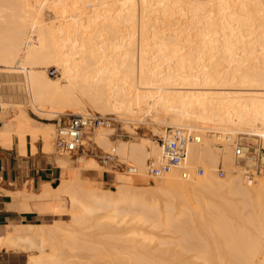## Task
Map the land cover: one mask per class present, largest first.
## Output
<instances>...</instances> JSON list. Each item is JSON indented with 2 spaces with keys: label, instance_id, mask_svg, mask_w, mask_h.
Returning a JSON list of instances; mask_svg holds the SVG:
<instances>
[{
  "label": "bare ground",
  "instance_id": "obj_1",
  "mask_svg": "<svg viewBox=\"0 0 264 264\" xmlns=\"http://www.w3.org/2000/svg\"><path fill=\"white\" fill-rule=\"evenodd\" d=\"M52 1L53 4L50 2V0H36L35 2L31 1L30 3H28L26 0H21L20 3L22 5L20 4L16 9H13L10 6H0V25L2 23H6V18L8 19L7 14L16 13V16L20 18V20L17 22L18 26L15 25V23L12 25L16 26V29L13 27L14 31L16 30V36L14 34L13 36L19 39L18 40L15 38L16 41L14 40L15 44L18 42V45L13 47L14 49L11 47L13 50H8L10 52H8L6 49L5 52L8 53H5L3 58L5 59L3 62L5 61L7 63L6 65L8 68L6 69L11 70L9 73L6 71V73H8L7 76L10 79L11 77H14L15 80V77H17L18 83L16 84L14 82V85H8L7 87L10 91L5 94H8L9 97H15V100L19 104L25 102L27 103L28 101L31 102V104H29H33V106L36 107V109H38L40 112L42 109L38 106L45 107L48 105V107L59 108L55 105L61 103H67L71 105L77 104L80 102L82 93L84 94L83 96L86 94V97L91 105L100 110L101 113L103 112L104 115H111L113 111L117 112L120 109H126V113L128 111L137 113L140 112V110L141 112L142 110H146V112L150 111L149 113L155 111V115L159 114L155 116L156 118L160 116L162 111H165L167 114L166 118L161 121L168 125L170 124L171 127H189L203 132L204 142L191 144L189 147L188 157L185 163V170H188L190 167V172L193 168L195 171L197 164H201L203 161H212L214 156L218 153L222 155L226 164L229 167H232L231 169H228L225 166L228 171V177L222 182L217 180L218 178L215 174L216 167L206 163L204 165L205 169H207L206 175L195 180L196 182L192 181V186L194 188L190 184H187V182H184V177V180H182L183 178H181V171H184L183 169L173 168L161 179L163 184L160 185L161 187L163 186V188L168 190L166 192L172 191L177 193V195H180L178 196L180 198H183L182 193L190 194L191 196V193L196 192L194 195H196L198 199L200 198V200L196 198L195 199L196 202L197 200L199 201L200 204L198 202L197 203L200 206L201 204L204 206L202 212L200 209V212L203 214L202 216H200V212L194 211L195 213H191V209L189 212L187 210L188 207L187 209H183L181 206L183 210L186 209L184 211L185 215H182L183 217H186V219L183 218L185 219L184 221L186 224H190V222L192 224V221H189L188 219H195V221L201 220L202 222L201 218H205L206 221H203H205L204 223L206 224V222H209V220L212 218L214 220H210L209 223L213 225L215 222V225H213L217 227L215 231L211 229L212 225L210 224L208 225H210L209 227L212 231L209 228H207V230L204 229V227H202L203 225L201 226L203 229L200 227L201 230H199V228H196V226H200L197 225L199 222L197 223L194 221V223H197L196 226L194 225L195 229H198L199 231H193L195 230L194 228L191 230V224L187 226V228L190 226L189 230H187V228L185 229V226L184 230L180 229L183 226L180 227L179 229L181 231L177 229V232L182 233L177 241L173 242L174 238L170 235L173 238V243H178L179 241L178 247H180V251H178L179 249L177 251L172 249V251L177 253L174 252L175 254L171 256L172 254L167 255L165 252H161L155 247L149 248L146 244L145 246L143 241L141 243L140 239H138L140 241L135 242L136 239H132L131 237L127 238L126 235L131 233L130 230H122L123 228L127 227L129 229L130 226L126 222L127 226L124 224L125 227L118 225H115L114 227V229L118 231L122 230V232L118 233V236L121 237L119 239L121 242L120 244L119 242L117 243L115 254L112 253L114 250H111V253L109 252L110 254H106L104 252L107 256L105 255L104 257L103 255L102 257H98L96 259H92L94 256L86 257V255L82 258L83 264H264V175L262 176L263 179L261 178L256 186H245L246 182L241 177V172H239L240 170H237L239 172H237V174H235L233 170L234 168H237V166L233 156L234 152L232 153L233 150H231L232 146H230L229 143L224 142L223 146H225V148H220L221 150L218 151L219 148H217L214 143H212L214 136L213 134L209 133L216 132L217 134L221 135L222 132H225L227 133V136L233 133H243L246 135L259 136L262 140H264V0H210V6L208 4L209 7H205L206 9H209L202 14H200L202 8L204 7L203 3H201L202 0H200V2H198V0H144V3L146 1L147 4L150 5L151 12L156 11L157 14L160 13L161 16L162 14H169V12L174 13V11L177 9L181 11V4L185 2L188 3L185 4V6H189V8H187L188 11L190 10L192 12H190L191 16L196 19L194 20V22H196L195 24L198 26H196V28H198L196 34L200 36V39L197 41L195 38V41L193 38L194 41L187 42L184 38L186 35L183 36V32L179 30V27V29L176 31L174 28L167 26L169 24H166L167 27H170V29L174 30L172 33H170L165 31L166 29L168 30V28L164 29V27L161 26V21H159L157 22V25L161 23L159 28L157 27L155 29L153 27L154 29H151H153L152 31L154 33L155 39H158L156 40V48L154 49L159 53L160 59L157 57V59H154L153 57L149 56V53L153 49V43H151V51L145 50L144 56L140 57L138 60L134 53H131L130 55L123 52L115 54L114 50H117L118 52L120 51L119 46L123 45L122 39H124V37L117 36L116 38L119 39V41L115 42L113 38L111 39L104 36L105 32L106 34L110 35V32L112 31L109 29L113 28L114 26L108 29L106 28L107 30L105 29V32L103 30L104 28H100L102 31L100 30V32L96 33V36H87L91 34V32L88 33L87 30V27H89L91 23L89 25L82 24L84 22L80 19V15L74 12L80 9L78 8V3L80 0ZM195 1L196 5L194 4ZM49 2L53 6L48 4ZM192 2L193 5H191ZM47 4L48 6L54 8V13L52 12L54 17L51 18L52 22L49 23L38 19L42 17L40 14L45 12V7L48 9ZM119 9L122 10V8ZM121 10L116 13L115 18L126 20L127 13L123 16L124 12H121ZM182 10H184V8ZM203 10L205 9L203 8ZM132 11L133 9L130 12L133 13ZM106 16L103 20H110H107ZM131 16L133 17V15ZM93 18L90 19H101V14H98L96 18ZM100 19L99 21H101ZM147 21L149 22V20ZM194 22L192 21V24ZM147 23L144 25L145 30H150L149 27L155 26V24L148 26L149 23ZM6 26L7 24L5 25L4 29H6ZM160 27H163V31H161L162 29ZM1 28H3V26ZM17 28L21 32H18ZM194 28L195 25L191 28L188 27L189 30H193ZM89 30H91V28H89ZM108 30L110 31L109 33L107 32ZM35 32L36 35L33 36V33ZM113 33L115 35V32ZM167 33H170L171 35ZM191 33L193 35L195 34L192 31ZM18 35H21V37L19 36V38ZM96 38L97 40L100 38L99 42H101V45L108 44V48H102V50H100L102 51L100 55H96L98 53L94 55V50H92L93 45L97 42L95 41ZM147 38L148 37H146V40ZM187 38L186 40H188ZM14 43L10 42L11 46H13L12 44ZM146 45L148 46L150 43ZM8 47H10V45ZM142 47H144V44ZM147 48L149 49V47ZM161 52H164V54ZM136 61L141 64V66L139 65V67H141L140 71L137 70ZM50 63L59 68L62 73V77L53 79L47 75L46 68ZM4 76L6 75L4 74ZM2 77H0V82H2L4 79ZM10 79L6 77V80L4 79L3 82ZM232 86L240 87L235 88ZM128 87L131 89H128ZM34 89L36 91L35 97L33 95ZM142 89L148 90L147 93ZM4 91L7 92V89ZM2 96L5 95L2 94ZM81 100L83 99L81 98ZM0 101L3 105V111L0 115L5 119L7 118L8 101L11 100L2 98ZM79 106H83V104H79ZM49 112H52V110ZM52 113L56 112L54 111ZM18 115V119L16 118L7 120L4 123L5 131L0 135V140H3L6 145H10L12 137L11 133L13 131L18 133L20 137H18L20 139L19 141L22 142L23 139H25L27 133H30V136L32 135L31 138L33 141L37 138L36 129L39 130V128H41L40 126L35 125L37 122H34L35 124L32 123L33 121H30L28 119L29 117H26L27 114L24 112ZM132 115L130 116L132 117ZM130 116L128 118H130ZM50 125L53 124H49L47 126ZM96 134L97 135H95V139L99 142L100 140L106 139L108 136L106 130L103 128L100 129ZM50 136L51 133L44 137L46 143L44 140H42L43 143H45L47 149H50ZM33 137L36 138L34 139ZM214 140L217 141L216 139ZM104 142L105 141L103 140V143ZM4 143L3 145L5 146ZM19 144L23 145L25 142ZM137 144L139 143H135V145ZM131 145L132 144H130L128 148H134L137 157H139H136L137 159H135L136 164L138 165V173L144 176V174L147 172V163L144 160L145 157L148 155L152 156V154H154L155 157L158 156L160 154V148L157 146V143L156 145L152 143L150 144L151 151L149 152L146 147H142L143 145L141 142L139 146L137 145V148H135L134 145ZM22 147H20L21 149L19 148V150H22L21 153L24 152ZM145 154L147 155L144 156ZM58 163L59 165H65L64 161H59ZM245 163L253 164L254 161L247 160ZM189 183L191 182L189 181ZM78 184V181L68 182L65 186V189L62 190L63 192L58 191L60 186H57V188H51L49 185H46L36 196H22L23 198L20 200V207L24 211H29L30 209L37 208L39 205L45 203L47 204L48 201L49 203H51L50 201H53L56 207L61 203L62 205H65L64 203H67L66 201H68V197L65 195H70L74 189L77 190L76 186ZM188 185L191 187V193L189 191ZM156 186L157 184H155V186L153 185V187ZM197 186H199L200 190L204 189V193L197 191L199 190ZM159 187L160 186L158 185L157 189ZM225 187L227 189H225ZM211 188L214 189L211 190ZM222 188L223 190H221ZM117 191H119L118 188H115V191L113 190L112 192L119 197L123 191H120L119 194H117ZM79 192H82L83 198L88 200L87 202L85 199H83L84 203L89 204L90 206H97L96 209H92L91 207L87 208L86 210L89 212L107 210L108 207L117 205L115 204L117 200L111 201L112 199L115 200L117 198H113L111 193L107 194V196L109 195L111 197L110 200L109 196L107 197L105 194L102 195L99 192H94V190L91 188L88 189L84 187V189L82 191L79 190ZM163 192L165 191L163 190ZM170 192L167 194L169 195ZM228 192L229 194L232 193L231 195L235 194L237 196H244V198L242 197L244 200L239 196L241 201L238 199L239 202H233L231 201L232 199H228ZM62 193H64V195ZM130 193L132 194V192ZM171 194L170 197L173 198L174 195L172 196ZM197 194L201 196H198ZM135 195H137V193L134 194V196ZM126 196V193L121 195L123 203H126ZM164 198L167 200L168 197L166 198L165 196ZM210 198L211 200L214 198V200L216 199L218 202L220 199L224 198V200H220L221 202H219L222 203V206H217V203H213ZM225 198L228 200L225 201ZM117 199L121 201L120 198ZM154 199L155 197L153 200ZM161 199L164 200L163 198ZM183 199L184 202H186V199ZM234 199L236 198L234 197ZM171 200L172 199H170V201ZM247 200H249L248 203L246 202ZM118 201L116 203H121L122 206L124 205V208L119 205L121 208L118 206V209L126 210L125 204H122V202ZM182 201L183 200H181V203ZM201 201L204 202V204L201 203ZM240 202L244 203V207H247L246 210L243 207V203L241 204L242 207L240 206ZM175 203L177 204L176 199ZM129 204L127 203V205L131 207L129 210H136L132 208V205L130 206ZM233 204H235V206ZM249 205H252V207ZM139 206L140 203L137 207L139 208ZM258 206L260 208H258ZM51 208H54V206L52 205ZM244 210L248 213H244ZM41 211L43 212V210ZM51 211H53V209H51ZM73 215L75 216L76 213ZM171 215L172 214L170 212V216H168L171 217ZM241 215L244 216L242 217ZM206 217H210V219L207 220ZM139 220H141V218ZM167 222H169L168 219ZM182 224L185 225L184 223ZM208 225L204 226L206 227ZM63 227L66 228L47 227L45 225L43 226L34 223L12 226L5 237L0 239V248L6 247L8 249L14 248L17 250H33L35 248H40L41 254L45 255H40L42 257L37 255L38 257L34 258V260L31 259L33 261L30 260L29 264H60L62 256L60 257L58 254L60 251L57 253L58 250H56L57 248L55 244H58L57 242H59V240L57 239L59 236H66V233H69V228L67 229V226L64 225ZM142 228L144 227L141 226V230ZM176 228H178V224ZM139 229L136 231H139ZM70 232H72V235L74 234L73 230ZM123 236L126 237L124 238ZM162 237L164 240L166 239L165 235ZM132 240L134 241V244ZM48 244H50L52 247L51 252L49 251L50 248H47ZM54 247L56 249H54ZM86 248V250H88V246ZM220 250L222 253H219ZM191 251H193L194 254L196 253V255H193V257L192 255H187L188 252L190 253ZM226 251H239L240 253L232 255L231 253L226 254ZM48 252L51 253L50 256H46V253ZM71 255L72 254L70 253V256ZM70 256L67 257L69 260L71 259V261H73L72 259L75 256L73 257L72 255L71 258ZM64 260L62 261V264L63 262L66 263ZM74 262L75 261L72 263Z\"/></svg>",
  "mask_w": 264,
  "mask_h": 264
},
{
  "label": "rangeland",
  "instance_id": "obj_2",
  "mask_svg": "<svg viewBox=\"0 0 264 264\" xmlns=\"http://www.w3.org/2000/svg\"><path fill=\"white\" fill-rule=\"evenodd\" d=\"M26 1L28 3H30L31 1L32 2H35L36 0L35 1H33V0H30V1L29 0H26ZM127 1H128V3H127ZM20 2H21V0H0V6H8V7L10 6L13 9H16L21 4ZM50 2L52 3L53 1L50 0ZM50 2L48 4H50ZM125 2H126V5H125ZM198 2H200V0H198ZM201 3H203V5H204L203 8L205 10H203V8H202V11L200 12V14L205 13L206 10L209 9V8L206 9L205 7L206 6L207 7L210 6V0H202ZM48 4H47V6H48ZM78 4H79L78 8H80V9L79 10H76L74 12L80 15L79 16L80 19L84 22L82 24L89 25L91 23L90 26L87 27L88 28L87 29L88 30V33L91 32V34L90 35H87V31H86V35L87 36H91V37L92 36H96V33L100 32V30L102 31V29H100V28H104L103 30L105 32V29L106 28L108 29V28H111L112 26H114L113 28H111L112 30L109 29L112 32H110L109 30L107 31L108 33L110 32L111 34L108 35L105 32V35L104 36L107 37V38H111V39L113 38V40L115 42H118L119 41V39L116 38L117 36H121V37L123 36L124 37V39H122L123 45L122 46H119L120 51L118 52L117 50H114L115 54L116 53L119 54V53L123 52V53H126V54L130 55L131 53H134L136 55L137 60H138L140 57L144 56L145 50H150L151 51V49L153 47L152 51L149 53V56L153 57L154 59L156 57L158 59H160L159 53L157 51H155V49H154V48H156V40H158V39H155L154 33H153L152 30L154 28L156 29L157 27L159 28V25L161 23H162L161 26H163L164 29L168 28V30L166 29L165 31L170 32V33H172V31H174V30L177 31V29L180 28L179 30H181L183 32V36L186 35V36H184V38H185V41H187V42L188 41H194L195 38L197 39V41H198V39H200V36H198L196 34L197 33V30H198V28H196V26H197L195 24L196 22H194V20H196V19H194L191 16V13L192 12L190 10L188 11L187 8H189V6L188 5L185 6V4H188L186 2L181 4L182 5L181 8L182 9L184 8L185 11L181 9V11H182L181 12L179 9H177V10L174 11V13H170L169 12V14L168 13H166V15L162 14V16H161L160 13L157 14L156 11L151 12L150 5L147 4L146 1L144 3V0H96V1L95 0H87V2L85 0V3H84V0H80V2ZM128 4H130V5H128ZM194 4L196 5V1H195ZM208 4H209V6H208ZM191 5H193V2L191 3ZM51 6H53V5H51ZM124 6L126 7V9H125ZM155 7H156V4H155ZM47 8L48 9H46V7H45V9H44L45 12L43 14H40V16H42V17L39 16L40 18H38V19L39 20H42V21L44 20V21H46V23L47 22L49 23V22H52L51 21V18L54 17V14H53L54 13V8L53 7H50V6H48ZM119 8H122L123 11L121 9H119ZM82 9H83V11H82ZM132 9H133L132 12L134 14L130 12ZM120 10H121V12H124L123 16L126 15V13H127V15H126L127 16V19L126 20L115 18L116 17L115 16L116 13H118ZM135 12H136V14H135ZM68 14H70V13H68ZM98 14H101V19L99 18L101 21H99V19H96V20L90 19V18H93V17L96 18L98 16ZM130 14L133 15V17ZM172 14H173V16H172ZM110 15H111V17H110ZM168 15H170V16H168ZM105 16H106L107 20L108 19H110V20H108V21L103 20ZM7 17H8L9 20L6 18V21H5L6 23H2L0 25V43H1L0 44V47H1L0 50L3 51V52L0 51V53H1L0 54V67L3 68V69L0 68V75H1L0 77H2V73H3V77L2 78H4L5 80H6V77L8 79H10L7 76V74L11 70H7L6 69V68H8L7 65H6L7 63L5 61L3 62V60H5L3 58L5 56L4 54L6 53L5 52L6 49H7V51L10 50V49L12 51L14 49L13 47H16V45H18V42H16V44L14 43V40H15L16 37H14L13 34L16 36V33H15L16 30L14 31L13 27L15 28L16 27L15 25L18 26V23L17 22L20 20V18L16 16V13L7 14ZM128 17H130V18H128ZM129 19L130 20L132 19V20L130 21ZM146 19L149 20V22ZM95 21H98V22H95ZM159 21H161V23H159V25H157L158 24L157 22H159ZM192 21L194 22L193 24L195 25V28L193 30H189L188 27L189 28L194 27V25L192 24ZM8 22H9V24H8ZM14 23H15V25L12 26ZM145 23H147L148 26H152V24L153 25L155 24V26L149 27L150 30H148V29L145 30V28H144ZM6 24H7L6 29H4V27H5ZM166 24H169L167 26H170L171 28H174V30L173 29H170V27H167ZM172 25H173V27H172ZM2 26H3V28H1ZM181 26H183V27H181ZM89 28H91V30H89ZM151 28H153V29H151ZM95 29H96V31H95ZM161 29H159V30H161ZM195 29H196V32H195ZM17 31L19 32L20 30L18 29ZM161 31H163V29ZM191 31L194 32L195 34L193 35L191 33ZM113 32H115V35H114ZM170 33H167V34H170ZM34 35H36V32L33 33V36ZM19 36L21 37V35H18V37ZM113 36H115V37H113ZM24 37H23V39H24ZM146 37L150 38L151 40L148 39V38L146 40ZM12 38H13V41H12ZM186 38L188 40H186ZM16 39H18V38H16ZM99 39L97 40V38H96L95 41H97L98 43L96 42L93 45V49L92 50H94L93 51V54L94 55L96 53H98L96 55H100L102 53V51H100V50H102V48H108V44L101 45V42H99ZM196 39H195V41H196ZM9 41L12 42V43H14V44H12L13 46H11V44H10ZM148 42L150 43V45L147 46L146 44H149ZM151 43H153V46L151 45ZM143 44H144V47H142ZM154 44H155V46H154ZM9 45H10V47H8ZM150 46H152V47H150ZM147 47H149V49ZM8 52H10V51H8ZM161 53L164 54V52H161ZM97 61H99V60H97ZM139 65L141 66V64L138 63V61H136L137 70L140 71L141 70V67H139ZM6 71L8 73H6ZM46 73H47L48 76H50L53 79L62 77V73L59 70V68L57 66H55L54 64L52 65V63H50L48 65V67L46 68ZM4 74L6 76H4ZM12 78L14 79V77H11L10 80H12V81H10V80L4 81L6 84L3 82L4 79L2 80V82H0V84H1L0 85V100H2V98L7 99V100L8 99L11 100V101H8V106H7V109L8 110L6 109L7 110V118H5V120L7 121V120H11V119H16L19 116L18 114H21V113L24 112L25 114H27L26 117H29L28 119L30 121H33L32 123H34V122L36 123L37 122L36 124L35 123L34 124L36 126H40L41 127V128H39V130L36 129L37 130L36 133L41 134V132H42L43 137H46L47 135H49V133H51V136L50 137L52 139L49 137L51 143L49 142L50 149H48V150L51 151V152H53L55 155H57V157L59 159L58 162L59 161H64L65 162V165H60V166L64 167V169H65V171L67 173V174H65L62 177L61 180L57 181L53 185H50L51 188H57V186L58 187L60 186L58 188V191L63 192L62 190L65 189V186H66V184L68 182H73V181H78L79 182V184L76 186L77 190L74 189L75 191L73 190L70 193V195L69 194L65 195V196L68 197V201H66L67 203H64L65 205H62V203H61V204H59L56 207L54 205L53 201H50L51 203H49V201H48L47 204L45 203V204L39 205L35 209H30V210H34V212L36 214L35 215V220L32 222L34 224H40V225H43V226L45 225L47 227L66 228V227H63V225H64V226H67V229L69 228V230H68L69 233H66V236L63 235L62 237L61 236L58 237L57 240H59V242H57L58 244H55L57 249L54 247V249L58 250L57 253L59 251L60 252L61 251L63 252V253L62 252L61 253L60 252L58 253L60 255V257L62 256L61 257L62 259L60 260V264H62V261L65 258H67V259L64 260V261H66V263L63 262V264H81V263L83 264V259L82 258H83V256H86V255H87L86 257H88V256H94V257H92V259H96L98 257H102L103 255L105 257V255L107 253H109V252L111 253V250H114L112 253L115 254L116 253L115 252L116 245H117L118 242H119V244L121 242V240L119 241V239L121 237L118 236V233L119 232H122V230L123 231L130 230L131 233H129V234L126 235L127 238L131 237L132 239H136L135 242L141 240V243L143 241L144 245L146 244L147 247H149V248L150 247L151 248H154L155 247V248L159 249L161 252H165V254H167V255H169V254L171 255L172 254L171 256H173V254L177 253L175 251H172V249H175L176 251L179 249L178 251H180V247H178L179 241H178V243H173V242L177 241V239L179 238V236L182 233V232H177V231L178 230L179 231L184 230V226H185V229H186L187 226L191 224V222H190V224L189 223L188 224L185 223L184 220L186 219V217H183L182 216V215H185L184 211L187 209V207H188L187 210L189 212H190V209H191V213L194 212V211L200 212V209H201V212H202V209H204V206L202 204H201V206L199 205L200 203H199L198 200H200V198L198 199V197H196V195H194V194H196V192L191 193V189H190L191 187H190V185L192 186L193 182H196L195 180H197L198 178L204 177V175H206V170L207 169H205V166H204L206 163L209 164V165H212V166L216 167V173L215 174H216V176L218 178L217 180L223 182V180H225L228 176H226V177H220L219 174H218V167L221 164L224 165V167L226 166L228 169H231L232 167H229L226 164V162L224 161V158L222 157V155L220 153H218L217 155L214 156V158H213L212 161H203L201 164H197V166L195 167V171L193 170L194 168L191 171V172L194 173L193 176H192L193 178H190V179H187V180L185 179L184 182L185 183L187 182V184H190V185H188L189 186V191L191 193V196H194V197H191L190 194L182 193L183 194L182 197L186 199V202H184V199L183 198L178 197L180 195H177V193H174L172 191L171 192L169 191L170 194L172 193L171 194L172 196L174 195L173 198L176 199V202H177V204H176L175 203V199H173L172 197H170V194L169 195L167 194V193H169V192H166L168 190H166L165 188H163V186L161 187V185L163 184L161 182V179L162 178L161 179L151 178L148 175V172H146V171H145L146 173L144 174V176L141 175V174H139L138 172H137V174L131 175V174H128L127 172L123 171V167H125L126 165L133 166V167H136L137 166L136 168L138 169V165L136 164L135 159H137L139 157H137V154H136V151L134 150V148H131V149L128 148V146L130 144L134 145V147L137 148V145L139 146L140 145V142H141V144L143 145V146L142 145L141 146L142 147H146L147 150H149V152L151 151L150 144H152V143H154L155 145L157 143L158 144L157 146L160 148V139L165 135L166 129L169 128V127H171L170 124L168 125V124L164 123L163 121H161V120H164L166 118V115L167 114H166L165 111H162L161 112L162 114L160 113V116H162L163 118L160 117V116H158V117L155 118V116L159 115V114H156L155 115V113H156L155 111H153L151 113H149L150 111L149 112L148 111L146 112V110H142V112L140 110V112H137V113H135V112H129V111L126 113V109H124L125 111L122 110V109L118 110L117 112L115 111L116 113L113 111L111 115H107L109 117H113L114 118V120L112 121V124L109 125V126L100 127V128H98V129H96L94 131L88 132L87 135H86V137H85V139H84L83 149L79 153H77L75 155H61L60 153L57 152V150L55 148V143H54L55 142L56 130H57V121L59 120L60 116L63 117V116H65L66 114H68L70 112L71 113H76V114H83V115H94V114L104 115L103 112L101 113L100 110H98L97 108H95L94 106H92L91 103L89 102V100L87 99L86 94H85V96H83L84 95L83 93L81 94L82 95L81 98L83 100H81V98H80V102H78L77 104H72V105L71 104H67V103L56 104L55 106H58L59 108H57V107L56 108L48 107V105H46L45 107L44 106H41V107L38 106L39 108L42 109L41 112H40L38 109H36V107L33 106V104L30 105L31 102L28 101L27 103L25 102V103L19 104L15 100V97H13L11 95H10L11 97H9L8 94H5V93H8V91H10L9 88L7 87L8 85H11V84L14 85L15 83L16 84L18 83L17 77H15L16 80L14 79V81H13ZM232 87H235V88L238 87L239 88L240 86H232ZM6 89H7V92L4 91ZM128 89H131V88L128 87ZM142 90H144V92H146V93L148 91L146 89H142ZM154 92H156V91H154ZM1 93L3 95H5V96H2ZM28 94H29V92H28ZM33 95H34V97L36 96L35 89L33 91ZM1 96H2V98H1ZM30 98H31V96H30ZM83 101H84V103H83ZM88 103H89V106H91V107L88 106ZM79 104L80 105L83 104V106H79ZM59 105H61V106H59ZM77 105H78V107H77ZM0 108H2V110H3V105L1 103V101H0ZM48 108L50 110H52V112L55 111L56 113L49 112L50 110ZM76 108H78V109H76ZM79 111H80V113H79ZM122 113L124 115H126V116H124ZM139 113H140V115H139ZM130 115H132V117ZM129 116H130V118H128ZM132 119H134V120H132ZM49 124H53V125L47 126ZM102 128L106 130L107 135H108L107 138H109V139H107V138L106 139H103L105 141L104 143H103V140H100V142H99V141H97L95 139L96 138L95 135H97L96 133L100 129H102ZM46 131H48L49 133L46 132ZM196 131H198L199 133H201L203 135V132H201L200 130H197L196 129ZM43 133L44 134L47 133V134H45L46 136ZM221 135H223V136L226 135V138H227V133L222 132ZM231 135L233 137H235L236 133L235 134L233 133ZM251 138H254V136H251ZM214 139H215V137H213V139H212L213 142L212 141L211 142L214 143V145L217 148H219L218 151L221 150L220 148H223V149L225 148V146H223V143L218 142V141H215ZM259 139L264 142V140H262L261 137ZM203 142H204V140L202 141V143ZM135 143H139V144L135 145ZM143 143H145L146 145L143 144ZM142 147H140V148H142ZM116 148H117V150H116ZM231 150H233V148ZM233 152L234 151H232V153ZM106 153H109V154H112V155L115 156L114 157L115 158V161L113 163H111L110 165H106V164L103 163V156ZM146 155L147 154H145L144 156H146ZM156 157H158V156H156ZM156 157H155L154 154H152V156L151 155H148V156L145 157L144 160L147 163V166H146L147 169H148V163L151 160H154ZM254 164L255 163H253V164L245 163V166L246 167H251ZM189 168H188V170H189ZM199 168H203L204 169V173L202 175H198V173H197V171H198ZM90 169H97L100 172H104L106 170L107 171H110V174L113 176V179L109 183H100L98 181H92L88 177V174H89V170ZM183 170H185V169H183ZM190 170H191V168H190ZM182 174H183V171H181V176H182L181 178H183V175ZM263 175L264 174H262L255 183H252V184L245 183V186H247V185H248L247 187L256 186V184H258L259 180H261V178H262ZM182 180H184V178ZM189 181L191 183H189ZM153 182L155 184H157V186L159 185L160 187L158 189H157V186L156 187H153V185L155 186V184ZM242 183L244 184L243 181H242ZM84 187L85 188H88V189L91 188L92 190H94V192H99L102 195L105 194L106 196H107V194L111 193V195H112L113 198L117 197V198H120L121 199V195L123 193H126L127 194V196H126L127 198H125L126 203H123L122 202V199H121V201L119 199H117V198L115 200H113V199L111 200V197L108 195L111 201H116V200L118 201L119 200L120 202H122V204H125L126 210H123V209H121L123 211L119 210L118 208L120 206H122V205H121V203L120 204L116 203L117 202L116 201L115 204H117V205L116 206H113V207H108L107 210H100V211H94V212L91 211V212H89L88 210H86L87 208H90L91 207L92 209L93 208L96 209L97 206H90L89 204L84 203V200L83 199L86 200V198H83L82 192H79V190L82 191L84 189ZM197 187L199 188V186H197ZM115 188L116 189L118 188V190H119V191H117V194H119L120 191L121 192L123 191L120 194L119 197L117 195H115V193L112 192L113 190L115 191ZM126 188H127V190H126ZM213 189L214 188H211V190H213ZM225 189H227V188L225 187ZM155 190H156V192H155ZM163 190L165 192H163ZM221 190H223V188ZM194 191H196V190H194ZM197 191H200L201 193H204L203 192L204 189L203 190L202 189L200 190V188H199V190H197ZM130 192H132L133 195ZM158 192H160L161 194L158 193ZM192 192H193V190H192ZM39 193H40V191L38 190V191H36V193H32V194H30L28 196H32V195L33 196L34 195L36 196ZM136 193H137V195L134 196V194H136ZM62 194L64 195V193H62ZM159 194H160V196H159ZM175 194H176V196H175ZM228 194H229V192H228ZM231 194H229V197L227 195V197H228V199L230 198V200L232 199L231 201H233V202L234 201L237 202L240 197L241 198L242 197L244 198V196H240L239 195L240 196L239 197V196H237L235 194L234 195H231ZM156 195H157V197H156ZM230 195H231V197H230ZM165 196H166V198L168 197L167 198V200L169 199L168 201L164 198ZM198 196H201V195H198ZM154 197H155V199L153 200ZM234 197L236 199H234ZM161 198H163L164 200H162ZM195 198L198 199L197 202L199 204L196 202V199ZM170 199H172L171 200L172 202L170 201ZM212 199L213 200H211V198H210V200L213 201V203H215V204L217 203V206H219V205L222 206V203H219V202H221L220 200H224V198L223 199H220L219 202L216 199L214 200V198H212ZM228 199L225 198V201L228 200ZM151 200H152V202H151ZM181 200H183L182 203H181ZM210 200H209V202H210ZM86 201L88 202V200H86ZM214 201H217V202H214ZM248 201L249 200H247L246 202L248 203ZM129 202H130V204H129ZM161 202H162V204H161ZM48 203H49V206H48ZM127 203L130 206L132 205V208H134L136 210H133V209L129 210V208H131V207H129L127 205ZM139 203H140V206L138 208L137 206L139 205ZM185 203H186V205H185ZM201 203L204 204V202H202V201H201ZM242 203L240 202V206H241ZM251 203H252V201H251ZM50 204H52L54 206V208H51L52 205H50ZM164 204L167 205V206H165ZM237 204H239V203H237ZM110 205H111V203H110ZM205 205H207V204H205ZM233 205L235 206V204H233ZM127 206H128V209H127ZM181 206H182L183 209L184 208H186V209L183 210L181 208ZM221 206H219V207H221ZM249 206L252 207V205H249ZM98 207H100V206H98ZM209 207H211V206H209ZM223 207H225V206H223ZM236 207H237V205H236ZM243 207H244V203H243ZM49 208L53 209V211H51V209H49ZM192 208H193V211H192ZM258 208H260V207L258 206ZM246 209H247V207L245 208V210ZM253 209H254V206H253ZM253 209H251V210H253ZM41 210H43V212ZM155 210H156V212H155ZM258 210H260V209H258ZM116 211H118V212H116ZM129 211H132V212H129ZM170 212L172 214L171 217H169L170 216ZM201 212L199 213V214H201L200 216L203 215ZM246 212L247 211H245L244 213H246ZM74 213H76V215H75L76 217L73 215ZM127 213L130 214V215H128ZM186 213H187V211H186ZM140 218H141V220H139ZM171 218H172L173 221L171 220ZM183 218H185V219H183ZM163 219L164 220L166 219V220L164 221ZM167 219L171 223L167 222ZM201 219H202V222L203 223L206 221L205 218L204 219L201 218ZM208 219H210V217H208L207 220ZM188 220L189 221H192L191 227L189 226L190 229L192 228L191 230H193V228L195 229V226H196V224L198 222L200 224L198 223L197 225H200V226H196V228H199V230H201V228L204 227V229L207 230V228L210 229L209 226L212 225V224L209 223L210 220L213 221L214 219L211 218L209 220V222L208 221L206 222V224L205 223L203 224L201 222V220L200 221L199 220L195 221V219H193V220L188 219ZM203 220H205V221H203ZM193 221L194 222H197V223H194ZM126 222L130 226L129 229H128V227L127 228H123L120 231L114 229L115 225L124 226V224H125L127 226ZM181 222L184 223L185 225H183ZM214 223H213V225H215ZM131 224H132V227L133 228L131 227ZM133 224H134V226L136 225L137 227L136 226L134 227ZM177 224H178V228H176L177 227ZM208 224H210V225H208ZM204 225H208V226L205 227ZM141 226L144 227V228H142V230H141ZM212 226H211V229L213 231H215L217 227H215V226L212 227ZM180 227H182V228H180ZM189 227L187 228V230H189ZM70 229L73 230V233H74L73 235H72V232H70L71 231ZM138 229H139V231H136ZM143 229H144V232H143ZM197 230L198 229H195L193 231H197ZM132 231H134V232H132ZM159 235H161V236H159ZM163 235H165V238H166L165 240L166 241L162 237ZM166 235H168V236H166ZM170 235L173 236L174 240H173V238ZM138 239H140V240H138ZM143 239L146 240V241H144ZM172 240H173V242H172ZM147 242H148V244H147ZM133 244H134V241H133ZM171 244H172V246H171ZM87 246H88V250H86L87 249L86 248ZM173 246H174V248H173ZM118 247H120V246H118ZM175 247H177V248H175ZM47 248L48 249L50 248L49 249L50 252L52 251V247L50 246V244L47 245ZM17 251L23 252L25 255H27L28 256V262L31 259L34 260V258H36L38 256L39 257H42L40 255H45V254H41V252H40L41 249L40 248H35L33 250L27 249V250H17ZM50 252L46 253L47 254L46 256H50V254H51ZM223 252H225V251H223ZM70 253L73 255V257L75 256L72 260L75 261V262H77V263H75V262L72 263L73 261H71V259L69 260V258L67 256H70ZM219 253H222L221 250L219 251ZM230 253L233 255V254H239L240 252L239 251H231V252L228 251L226 254H230ZM62 254H64V255H62ZM226 254H224V255H226ZM187 255H192V257H193V255L195 256L196 253L194 254V252L191 251L190 253L188 252ZM71 256H70V258H71ZM33 260H31V261H33ZM68 261H71V262H68Z\"/></svg>",
  "mask_w": 264,
  "mask_h": 264
},
{
  "label": "built area",
  "instance_id": "obj_3",
  "mask_svg": "<svg viewBox=\"0 0 264 264\" xmlns=\"http://www.w3.org/2000/svg\"><path fill=\"white\" fill-rule=\"evenodd\" d=\"M114 120L113 117L94 114L83 115L68 113L60 117L57 121V130L55 135V148L61 155H75L79 153L84 146V139L88 132L94 131L100 127L109 126ZM214 135L215 139L221 143H229L234 151V160L237 168L234 173L237 174L239 169L241 177L246 183H255L264 173V145L259 136L246 135L237 133L235 137L232 135L221 136L216 132H209ZM204 140V135L189 127H169L166 129L165 135L160 139V154L154 160L148 163V175L151 178L161 179L173 168L185 169V163L188 157L189 147L191 144H198ZM222 140V141H221ZM115 156L106 153L103 156V163L110 165L115 161ZM247 160L254 161V165L246 167ZM123 171L128 174H137L136 167L126 165ZM238 172V173H239ZM198 175L204 173L203 168H199ZM194 173L184 170L183 177L187 180L192 178ZM220 177L228 175L224 165L218 167Z\"/></svg>",
  "mask_w": 264,
  "mask_h": 264
},
{
  "label": "crops",
  "instance_id": "obj_4",
  "mask_svg": "<svg viewBox=\"0 0 264 264\" xmlns=\"http://www.w3.org/2000/svg\"><path fill=\"white\" fill-rule=\"evenodd\" d=\"M2 111L0 108V114ZM4 120L0 115V135L5 131ZM15 132L11 133V146L0 140V239L5 237L12 226L32 223L35 220L34 210L24 211L20 207V200L24 196L42 191L46 185H53L67 174L64 167L59 165L57 155L46 148L42 134L37 133V138L33 141L32 135L27 133L22 142ZM24 142L23 145L19 144ZM20 147L24 152L21 153ZM88 177L100 183H109L113 179L110 171L100 172L97 169H90ZM0 264H29L28 256L17 249L2 247Z\"/></svg>",
  "mask_w": 264,
  "mask_h": 264
}]
</instances>
